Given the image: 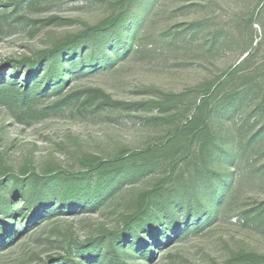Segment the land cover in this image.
<instances>
[{
	"label": "rangeland",
	"instance_id": "obj_1",
	"mask_svg": "<svg viewBox=\"0 0 264 264\" xmlns=\"http://www.w3.org/2000/svg\"><path fill=\"white\" fill-rule=\"evenodd\" d=\"M116 1L0 8V65L42 57L120 11ZM131 7V26L145 19L127 51L108 42L116 58L103 63L88 49L67 70L68 52L57 93L30 112L0 101V264H95L110 245H119L122 264H264V109L226 112L222 104L237 91L248 101L245 85L264 82V0ZM223 79L199 109L208 85ZM194 116H208L209 130L189 124ZM147 198L152 228L164 219L161 242L144 228L147 216L123 228ZM37 209L44 213L24 226ZM174 220L180 229L169 227Z\"/></svg>",
	"mask_w": 264,
	"mask_h": 264
},
{
	"label": "trees",
	"instance_id": "obj_2",
	"mask_svg": "<svg viewBox=\"0 0 264 264\" xmlns=\"http://www.w3.org/2000/svg\"><path fill=\"white\" fill-rule=\"evenodd\" d=\"M25 0H0V8H3L4 10H7L9 7L17 8L21 3H23ZM134 2V0H117L116 3H118L121 6L120 11L117 13H113L106 18L102 19L100 22L96 23L95 25L88 26L86 29H83L81 32L77 33L76 35H73L71 38H68L60 45H56V47L52 48L48 52H44L42 57L36 58L35 60H23V61H15L13 62H5L0 65V101H5L8 103V105H13L16 108H19L22 110V112H30L32 111V108L34 106V103L38 101L42 96H47V94H53L57 93L58 87L61 86V82H63V74L62 71L65 70V63H64V57L68 53L71 58L74 57L72 63L67 66L68 68H73L75 66V55L80 52V57L83 58V51H88L94 53L95 51H99L104 58L101 61H104L103 63L109 62L111 59L116 58L119 54L109 55L105 51L106 44L108 42H113L114 44L117 42L123 43L122 51H127V40H130L131 38H134L138 34V29L142 28V24L144 19L141 20V16L138 18L140 20L139 25L131 26V4ZM133 11V10H132ZM246 55L243 57V59L235 65V69L231 72L232 74H235V72L242 67V65L249 59V50L246 51ZM94 57L91 54V58ZM46 64V65H45ZM29 68L26 70L25 73L19 74L21 72L22 68ZM26 68V69H27ZM10 76H7L6 74L10 72ZM45 73L43 76H40L39 74ZM20 75V76H19ZM62 80V81H61ZM225 80H219L218 82H211L208 85L206 93H204V97L201 99V104L199 106V109L202 106H207L208 104V96L206 94L214 93L217 94L218 90L225 84ZM214 84V85H213ZM245 95L251 92V96H248V101H245L244 94L240 95V92H233L232 95H229L227 99L222 100V104H225L226 106V112L234 111L237 108L243 107V105H250L248 108L251 109L253 112L255 110L264 109V82L257 81V83H253L250 85H245ZM50 90V92H48ZM47 92V93H46ZM255 97L253 98V95ZM261 94V98H259V95ZM231 96V97H230ZM189 124L200 122L202 125V130L200 131H208L209 130V123H208V116L204 117L203 119H198L197 116H194L189 120ZM264 128V124H263ZM233 156V155H232ZM237 157H241L236 155ZM235 158V156H233ZM37 179V178H35ZM21 180L18 178L15 180V183H19ZM44 179H41L40 183H37L39 185V192H43ZM15 188H19V184L15 185ZM99 191V190H98ZM97 191V193H98ZM38 193V192H37ZM95 192V194H97ZM108 192L106 193V195ZM99 196V195H98ZM85 197L76 198V202L74 204H81L84 202ZM43 199L42 197H40ZM86 198H89V195H87ZM223 195L221 193L218 195V199L216 200L209 209L215 208L216 204L223 202ZM89 204L94 202V198H90ZM101 198L99 197V201ZM150 200L143 199L141 202V210L139 213H135L129 216L128 219L125 220L124 223V230L130 231V228L136 227L139 223H137L139 220L144 219V216H147L149 220L145 222V229L149 232V236L155 237L154 241L161 242V237L165 234V232L162 229V227L165 226L164 219L161 217L159 219V225H156L152 228V223L149 218V212H148V206L146 208V205H148ZM70 205V204H69ZM72 205V204H71ZM219 206V205H218ZM42 210L39 209V212ZM22 212V211H21ZM38 209L37 211H33L32 214L26 216V218L29 217L28 220L24 223V226L29 225L33 221V219L36 217H40ZM42 214L44 212H41ZM171 216L173 218L175 217V214L172 213ZM25 218V219H26ZM172 218V219H173ZM180 222L178 220H174L172 222L171 226L169 227H176L178 229L181 228ZM6 225V223H2ZM9 228L6 225V237L12 236L14 231L11 229L9 231ZM159 230V232H157ZM138 231V229L136 230ZM13 232V233H12ZM126 232V231H124ZM135 232V231H134ZM124 235V234H123ZM7 237V238H8ZM138 240H140V243L138 244L139 250L143 249V245L146 243L143 242V237L137 236ZM123 239V236L121 237ZM122 241V240H121ZM151 241L149 242V245L146 246V253H150V246ZM119 245H110L104 254H101L100 256H96L94 258H97L95 260V264H122V256L118 252ZM72 264H78L77 262H72ZM250 264H257V263H250ZM259 264H262L260 262Z\"/></svg>",
	"mask_w": 264,
	"mask_h": 264
}]
</instances>
